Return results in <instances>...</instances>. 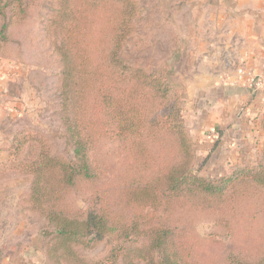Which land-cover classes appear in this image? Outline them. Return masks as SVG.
<instances>
[{"label": "trees", "instance_id": "obj_1", "mask_svg": "<svg viewBox=\"0 0 264 264\" xmlns=\"http://www.w3.org/2000/svg\"><path fill=\"white\" fill-rule=\"evenodd\" d=\"M36 1L0 0V42L8 43L14 21L27 20ZM137 11L136 0H57L46 26L62 60L60 111L74 151L73 159L64 160L41 148L38 160L26 165L34 178L30 210L47 223L43 249L49 264H101L77 249L106 240L111 264H206L207 258L183 247L180 227L165 215L193 207L216 209L226 218L264 191V155L217 181L198 174L174 71L180 52L174 64L164 60L152 72L122 57ZM112 142L120 152L99 160L103 153L110 158ZM82 186L89 187L85 206L69 208L65 199ZM237 222L226 218L236 233ZM229 264H264V256Z\"/></svg>", "mask_w": 264, "mask_h": 264}, {"label": "rangeland", "instance_id": "obj_2", "mask_svg": "<svg viewBox=\"0 0 264 264\" xmlns=\"http://www.w3.org/2000/svg\"><path fill=\"white\" fill-rule=\"evenodd\" d=\"M136 2L134 32L124 44L122 57L133 67L152 72L164 60L174 64L175 54L180 52L174 71L183 87V118L195 143L198 174L217 181L259 163L264 155V128L261 139L255 138L244 155L233 162L226 159L217 132L206 131L214 144L209 149L201 148L199 135L205 130L196 127L192 118L193 99L202 98V91L192 83L202 71L209 70L215 57L217 64L225 67L226 0ZM56 9L57 0H37L27 20L14 21L8 43L0 42V68L10 72L3 79L5 85H0V107L9 109L6 117L0 116V264H49L43 249L47 223L30 210L28 200L34 178L26 165L38 160L41 148L64 160L74 156L60 111L62 60L45 31ZM108 146L110 158L103 153L97 157L99 160L109 161L120 152L117 143ZM88 192L89 187L82 186L64 203L81 209ZM256 195L241 204L237 215H226L240 221L237 233L216 209L207 213L193 207L174 208L165 216L180 227L183 247L193 248L198 259L207 258L206 264H229L238 257L259 260L264 256V191ZM196 238L199 244H195ZM111 248L106 240L77 250L88 262L111 264L107 260Z\"/></svg>", "mask_w": 264, "mask_h": 264}, {"label": "crops", "instance_id": "obj_3", "mask_svg": "<svg viewBox=\"0 0 264 264\" xmlns=\"http://www.w3.org/2000/svg\"><path fill=\"white\" fill-rule=\"evenodd\" d=\"M226 22L225 67L215 57L209 70L198 75L192 86L202 98L193 99L191 112L195 126L205 130L199 135L201 148L214 144L206 131L217 132L226 159L234 162L262 135L258 120L264 116V91L252 93L247 76L238 70L246 67L258 76L264 69V0H226ZM7 109L1 108L0 116L6 117Z\"/></svg>", "mask_w": 264, "mask_h": 264}, {"label": "built area", "instance_id": "obj_4", "mask_svg": "<svg viewBox=\"0 0 264 264\" xmlns=\"http://www.w3.org/2000/svg\"><path fill=\"white\" fill-rule=\"evenodd\" d=\"M13 70V69H12ZM242 76H247V83L252 93L264 91V69L261 75H255L247 70L246 67H242L238 70ZM10 74L7 70L0 68V78L4 79Z\"/></svg>", "mask_w": 264, "mask_h": 264}]
</instances>
